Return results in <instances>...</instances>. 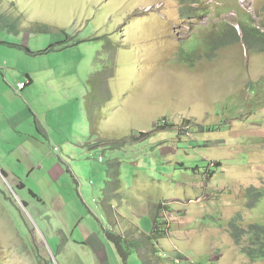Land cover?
Masks as SVG:
<instances>
[{
    "label": "rangeland",
    "instance_id": "374dc122",
    "mask_svg": "<svg viewBox=\"0 0 264 264\" xmlns=\"http://www.w3.org/2000/svg\"><path fill=\"white\" fill-rule=\"evenodd\" d=\"M181 5L0 0V264H94L84 243L97 240L78 233L95 235L92 224L109 264H264L242 253L248 228L264 223V198L250 197L264 187V101L248 88L264 79V53H248L243 39L206 45L219 40L223 22L242 35L248 16L264 32V0H199L194 6L211 14L191 21ZM29 77L25 102L52 125L35 142L24 132L33 133L35 116L18 112L24 101L8 86ZM160 120L174 125L154 132ZM54 162L70 163L78 179L51 175ZM118 195L126 210L143 198L146 214L123 225L145 232L157 203L166 235L145 254L141 238L137 247L124 243V259L98 224L110 230L105 210L112 202L117 213ZM59 203L68 206L61 216ZM236 232L244 233L239 244Z\"/></svg>",
    "mask_w": 264,
    "mask_h": 264
},
{
    "label": "crops",
    "instance_id": "0c3cea01",
    "mask_svg": "<svg viewBox=\"0 0 264 264\" xmlns=\"http://www.w3.org/2000/svg\"><path fill=\"white\" fill-rule=\"evenodd\" d=\"M72 75V74H71ZM70 75V76H71ZM21 83H25L26 84V87L23 89V90H18V87ZM33 80L32 78L30 79L29 77V81L28 82H25V81H16V83L12 86V85H8L11 92H12V95L16 96L17 98H20L19 99V102L20 100L22 99L24 101V104L22 105L23 106V109L22 110H19L18 112L20 113H24L26 116L28 115V117L30 116H35V120L33 121V127H34V131L33 133H30L32 132V128L30 129H27L25 130L24 129V132H27V137L31 140H33L34 142L38 140L37 136L40 134V135H43L45 138H49L50 137V130L52 129V125L48 122V117L47 119L45 120V123L40 121L37 117V114L35 113L34 109L30 106V104H28L27 102H25V95L29 94V92L31 91L32 89V84H33ZM28 86H30V90H28L27 92V89H28ZM102 89V88H100ZM129 95V93H128ZM30 97H32V95H30ZM155 127V126H154ZM158 133V132H157ZM30 134V135H29ZM24 136V135H23ZM157 134H155L154 137H156ZM137 141H141V142H145L146 139L144 140H137ZM153 141V140H152ZM152 141H149V142H146L148 145L149 143H151ZM140 142V143H141ZM139 144V143H138ZM137 144V146H138ZM40 145V144H39ZM81 148H83V146L79 145ZM56 147L54 148H50V152H52L53 154L55 153V151H57L58 149H55ZM36 149V148H35ZM35 149H33L32 152H37L35 151ZM55 149V151H54ZM134 149V148H132ZM137 149V148H135ZM131 152V150H130ZM61 153H63L61 151ZM71 154H74L73 151H70ZM65 155V153H63ZM39 155V154H38ZM63 155V156H64ZM66 159H67V156H66ZM53 159H51L52 161ZM69 165H67V167L65 166H62L61 164L59 163H56L54 162L50 167H49V173L51 175L57 173L58 171H63L64 174L69 171L70 173H72L73 177H75L76 179H78V175L76 174V172L73 170V168L71 167L70 163H68ZM67 170V171H66ZM141 176L143 179H149V177L147 176L146 173H143L141 172ZM64 181L61 179V182ZM80 187V186H79ZM151 188H155V185H151ZM137 192H140L141 194H143L145 192V187H140L138 189H136ZM119 196V195H118ZM119 198V206L117 208H119V210L117 211V213H114L112 212L110 209H108V206H112V202H109L106 206V210H105V216H106V220H107V223L110 228L109 229H105V225L102 224V221L100 220V218H97L98 220V224L101 225L102 229H103V233H104V236L105 238L107 239V233L108 234H117L119 237H122L123 239H128L127 235L133 231V234H134V238L132 241H128V245H134L136 246L137 245V241H140L141 238L143 239V244L141 245V249H143V253L145 254V247H147V249L149 248L148 247V244L151 246H153L154 244L157 243L156 240H154L155 238L154 237H150V235L153 234V230H155V223H156V220H157V203H153L150 210V214H149V218L147 219L149 222H153L154 225L152 227V229L149 231V232H145L144 230H142L137 224H134L130 227H125L123 225V221L126 219L127 216H136L137 219H138V222H140V217L145 215L146 214V206H145V203H144V200L143 198H137L138 199V202H137V205H136V209H133L132 207H130L128 210H126L128 208V206H125V204H127V200H124L123 197H118ZM88 207V206H87ZM126 208V209H125ZM68 209V206L66 203H59L58 204V207H57V212L59 213V216L61 215H64L65 211H67ZM138 212V214L136 213ZM129 213H131L132 215H130ZM94 221V220H92ZM112 224V225H111ZM69 229V231H71L70 229L72 227H67ZM68 229L67 232H68ZM90 229H92V231H94L95 235H90V231L89 230H86L85 228L83 227H79V232L80 235L79 237H82L83 234H86V236H88V238H91V236H94L92 239L94 240H97V241H94L93 243L91 242V240H88L87 239V243H84V246L85 247H89L91 250H93V253H94V259H93V262L94 264H109L108 262V259H107V252H106V247L103 243H102V239L100 240V237H99V230H98V227L97 225H91L90 226ZM129 229H132V230H129ZM62 234L64 235V231L62 230L61 231ZM127 236V237H126ZM57 237V236H56ZM65 236H62V242H60L61 244H65L63 243L64 240H66ZM150 239V240H148ZM82 240V239H81ZM108 241V240H107ZM127 241V240H126ZM67 243H69L67 240H66ZM112 245V244H111ZM109 246L112 250H114V252H116L115 248H113L112 246ZM108 249V247H107ZM154 249V248H153ZM103 251V252H102ZM147 252L149 253V250H147ZM147 254V253H146ZM148 259V258H147Z\"/></svg>",
    "mask_w": 264,
    "mask_h": 264
},
{
    "label": "trees",
    "instance_id": "16d2710c",
    "mask_svg": "<svg viewBox=\"0 0 264 264\" xmlns=\"http://www.w3.org/2000/svg\"><path fill=\"white\" fill-rule=\"evenodd\" d=\"M182 2L181 5V11H182V17L183 19L193 20L197 17H201L204 14L210 15L209 8H206L204 12L201 14V10L199 8H196L194 5L199 0H180ZM240 8V7H238ZM242 26V32L243 34H239L236 29L233 28L232 25L227 24V22L221 23L219 26L222 28L214 30L219 32V40L216 39V37H211V40L208 45L210 47V50H216L219 47H226L228 45H231L232 43H240V40L243 39V43L247 49L248 53H264V32L261 31L258 26L254 25L252 23L251 17H246L240 24ZM231 33L235 34L236 38L233 39L230 35H224V33ZM202 40V39H201ZM203 41V40H202ZM205 43V42H204ZM191 62V61H189ZM188 62V63H189ZM191 66H193V63H190ZM264 86V79L260 80L258 82H251L248 84L249 90L256 95L257 101L262 100L264 101V90L261 88ZM174 124L170 123L168 120H160L157 122V124L154 127V132L159 130H166L169 127H172ZM134 138H137V140H144L147 137L146 133H139L138 135H133ZM250 197L253 203L255 201H259V199L264 198V187L262 189H251L250 191ZM162 219V218H161ZM160 218H157L155 223V230H153V236L155 237L154 240H159L162 238H165L166 233H162L161 226H163V221H161ZM233 227H235V224H233ZM249 237V243L250 246H247L243 249V254L250 258L252 262H262L264 261V223H255L252 224L246 231ZM233 239L237 244L241 242L242 237L244 236V233L241 235L239 232L234 233ZM122 237H119L114 234H109L108 239L112 243V245L116 248V251L119 252V254L126 259L128 254H130V251L128 249L124 248V243H128L125 239L122 241ZM134 247H137L134 246ZM141 246H139L140 248ZM126 250L129 252L126 254Z\"/></svg>",
    "mask_w": 264,
    "mask_h": 264
},
{
    "label": "built area",
    "instance_id": "2783aa9c",
    "mask_svg": "<svg viewBox=\"0 0 264 264\" xmlns=\"http://www.w3.org/2000/svg\"><path fill=\"white\" fill-rule=\"evenodd\" d=\"M26 84L21 83L18 87V90H23L25 88ZM100 161H102V157H100Z\"/></svg>",
    "mask_w": 264,
    "mask_h": 264
},
{
    "label": "clouds",
    "instance_id": "9594fccd",
    "mask_svg": "<svg viewBox=\"0 0 264 264\" xmlns=\"http://www.w3.org/2000/svg\"><path fill=\"white\" fill-rule=\"evenodd\" d=\"M25 84V83H24ZM26 87V86H25ZM21 91V90H20Z\"/></svg>",
    "mask_w": 264,
    "mask_h": 264
}]
</instances>
